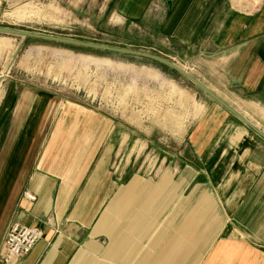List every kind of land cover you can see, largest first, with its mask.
<instances>
[{"label": "crops", "instance_id": "obj_1", "mask_svg": "<svg viewBox=\"0 0 264 264\" xmlns=\"http://www.w3.org/2000/svg\"><path fill=\"white\" fill-rule=\"evenodd\" d=\"M163 2V32L184 46L174 56L264 132V0ZM205 96L187 133L192 161L155 177L114 170L104 111L4 87L0 264L15 221L43 234L11 264H264V140Z\"/></svg>", "mask_w": 264, "mask_h": 264}, {"label": "rangeland", "instance_id": "obj_2", "mask_svg": "<svg viewBox=\"0 0 264 264\" xmlns=\"http://www.w3.org/2000/svg\"><path fill=\"white\" fill-rule=\"evenodd\" d=\"M130 1L0 0V26L151 53L187 69L173 54L184 46L163 32L168 5ZM0 76V91L49 90L104 111L115 122L116 172L161 177L178 157L193 159L187 133L208 98L161 64L0 33Z\"/></svg>", "mask_w": 264, "mask_h": 264}, {"label": "water", "instance_id": "obj_3", "mask_svg": "<svg viewBox=\"0 0 264 264\" xmlns=\"http://www.w3.org/2000/svg\"><path fill=\"white\" fill-rule=\"evenodd\" d=\"M0 33L6 34V35L18 36V37H22V38H32V39H37V40H42V41H49V42L67 44V45H72V46H79V47L88 48V49L101 50V51H106V52H111V53L124 54V55H129V56L147 59V60L153 61L155 63L162 64V65L166 66L167 68L171 69L172 71L176 72L177 74H179L183 78H185L187 81H189L191 84H193L199 90H201L210 99H212L213 101L218 103L221 107H223L225 110H227L229 113H231L234 117H236L245 126H247L249 129H251L254 133H256L259 137H261L264 140V132L259 130L251 122H249L247 119H245L241 114H239L235 109H233L224 100H222L219 96H217L207 86H205L202 82H200L197 78H195L185 68L180 67L179 65H177L173 61H170L166 58H163V57L151 54V53L134 51V50L125 49V48H121V47H114V46L102 45V44H98V43L85 42V41L74 40V39L65 38V37L54 36V35H50V34L30 32V31H25V30H20V29H15V28H9V27H1L0 26Z\"/></svg>", "mask_w": 264, "mask_h": 264}, {"label": "built area", "instance_id": "obj_4", "mask_svg": "<svg viewBox=\"0 0 264 264\" xmlns=\"http://www.w3.org/2000/svg\"><path fill=\"white\" fill-rule=\"evenodd\" d=\"M1 79L2 76H0V83ZM23 195L27 200L35 199V196L29 191H25ZM51 223V218L49 217L44 220L46 225H51ZM42 234V229L39 226L17 221L12 222L5 234V250L1 255V262L3 264H11L17 258L27 254L36 242L41 239Z\"/></svg>", "mask_w": 264, "mask_h": 264}, {"label": "trees", "instance_id": "obj_5", "mask_svg": "<svg viewBox=\"0 0 264 264\" xmlns=\"http://www.w3.org/2000/svg\"><path fill=\"white\" fill-rule=\"evenodd\" d=\"M159 64V63H158ZM162 65V64H161ZM164 66V65H163ZM166 67V66H165Z\"/></svg>", "mask_w": 264, "mask_h": 264}, {"label": "bare ground", "instance_id": "obj_6", "mask_svg": "<svg viewBox=\"0 0 264 264\" xmlns=\"http://www.w3.org/2000/svg\"><path fill=\"white\" fill-rule=\"evenodd\" d=\"M12 36V35H11Z\"/></svg>", "mask_w": 264, "mask_h": 264}]
</instances>
